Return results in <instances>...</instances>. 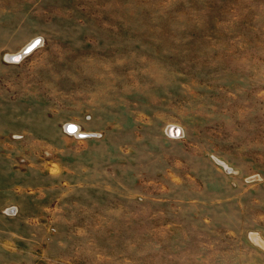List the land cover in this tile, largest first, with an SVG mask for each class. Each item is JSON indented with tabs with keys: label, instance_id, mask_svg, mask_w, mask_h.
<instances>
[{
	"label": "rangeland",
	"instance_id": "rangeland-1",
	"mask_svg": "<svg viewBox=\"0 0 264 264\" xmlns=\"http://www.w3.org/2000/svg\"><path fill=\"white\" fill-rule=\"evenodd\" d=\"M0 264H264V0H0Z\"/></svg>",
	"mask_w": 264,
	"mask_h": 264
},
{
	"label": "water",
	"instance_id": "water-1",
	"mask_svg": "<svg viewBox=\"0 0 264 264\" xmlns=\"http://www.w3.org/2000/svg\"><path fill=\"white\" fill-rule=\"evenodd\" d=\"M41 40H42L41 37L35 38L33 41H31V43H29L27 46H25V48L23 49V51L21 53L10 55V56H8V58L14 62H19L22 59L23 55H25V54L27 55V54H30L31 52H33L40 45ZM66 130L70 133H74V132L78 131V126L75 124H67ZM169 133H170V135L172 134L174 136H179L181 134V129L179 127H170ZM78 135H80V137H86L88 134L80 133Z\"/></svg>",
	"mask_w": 264,
	"mask_h": 264
}]
</instances>
